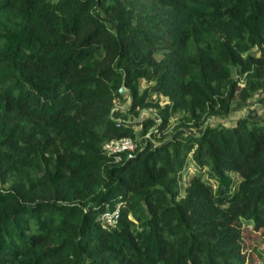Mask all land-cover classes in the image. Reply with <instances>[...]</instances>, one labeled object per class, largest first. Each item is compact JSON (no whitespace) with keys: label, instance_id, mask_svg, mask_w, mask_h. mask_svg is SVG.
<instances>
[{"label":"trees","instance_id":"1","mask_svg":"<svg viewBox=\"0 0 264 264\" xmlns=\"http://www.w3.org/2000/svg\"><path fill=\"white\" fill-rule=\"evenodd\" d=\"M258 89L264 0H0V264L259 260L264 118L206 122ZM123 93L154 107L145 140L108 114ZM123 136L116 160L103 146Z\"/></svg>","mask_w":264,"mask_h":264},{"label":"rangeland","instance_id":"2","mask_svg":"<svg viewBox=\"0 0 264 264\" xmlns=\"http://www.w3.org/2000/svg\"><path fill=\"white\" fill-rule=\"evenodd\" d=\"M143 3L148 4L145 1H141ZM140 10H137L136 12H139ZM251 53L252 55H258L260 53V49L256 46L250 48L247 50V53ZM235 69H233L232 72H234ZM235 76H238L239 83L242 86L245 82L244 76L245 74H237L234 73ZM121 91L124 90L120 89ZM260 93H263V90H257L252 95L249 96L247 99V102H241L238 98L233 99L232 107L228 114H211L206 119L207 123L215 124L217 122H221L225 125H234L236 120L240 117H248L251 119H261L264 118V104L257 101ZM166 101V97L161 95L160 96V103H163ZM130 99L129 96H127L126 93H123L122 99L121 97H114L112 98V103L110 104L109 109V116L111 118H118L120 122H130L133 124V127L136 131V136H138L141 140H145L146 136L139 133V130L141 128L140 120L147 116H155L154 107L151 105L138 107L136 110L137 113L130 111ZM175 117V116H174ZM172 118L170 120V124L168 125V130H170L171 125L175 118ZM9 120V117L7 118ZM184 129H179L178 131H183ZM186 130H189L193 133H199L202 130V127H187ZM198 170V167L195 165V163L189 158L187 161L186 167L182 170V192L183 187L187 184L188 179L191 175H193ZM206 176V174L204 175ZM213 181V180H212ZM214 182V181H213ZM247 240L249 243H255L258 247V250L261 252V257L259 260L253 262V264H264V239H261L257 235H255L252 232L247 233ZM258 258V257H257ZM255 260V259H254Z\"/></svg>","mask_w":264,"mask_h":264},{"label":"built area","instance_id":"3","mask_svg":"<svg viewBox=\"0 0 264 264\" xmlns=\"http://www.w3.org/2000/svg\"><path fill=\"white\" fill-rule=\"evenodd\" d=\"M136 145L135 138L123 136L110 139L104 144L103 148L107 154L114 155L115 159L119 160L121 152L132 151ZM119 217L120 205H116L111 209H105L98 215V219L107 227H114L117 224Z\"/></svg>","mask_w":264,"mask_h":264},{"label":"water","instance_id":"4","mask_svg":"<svg viewBox=\"0 0 264 264\" xmlns=\"http://www.w3.org/2000/svg\"><path fill=\"white\" fill-rule=\"evenodd\" d=\"M120 89H123V87L121 86Z\"/></svg>","mask_w":264,"mask_h":264}]
</instances>
